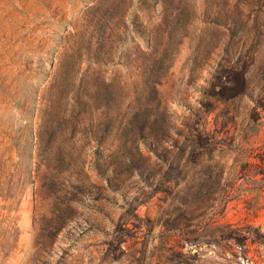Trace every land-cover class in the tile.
<instances>
[{"label":"rangeland","instance_id":"rangeland-1","mask_svg":"<svg viewBox=\"0 0 264 264\" xmlns=\"http://www.w3.org/2000/svg\"><path fill=\"white\" fill-rule=\"evenodd\" d=\"M0 264H264V0H0Z\"/></svg>","mask_w":264,"mask_h":264},{"label":"trees","instance_id":"trees-1","mask_svg":"<svg viewBox=\"0 0 264 264\" xmlns=\"http://www.w3.org/2000/svg\"><path fill=\"white\" fill-rule=\"evenodd\" d=\"M244 83V77L241 76V86Z\"/></svg>","mask_w":264,"mask_h":264}]
</instances>
